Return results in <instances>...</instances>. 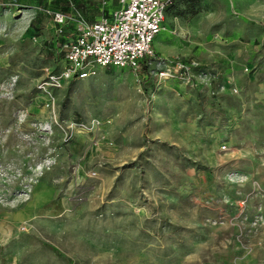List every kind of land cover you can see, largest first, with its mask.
<instances>
[{"label":"rangeland","instance_id":"374dc122","mask_svg":"<svg viewBox=\"0 0 264 264\" xmlns=\"http://www.w3.org/2000/svg\"><path fill=\"white\" fill-rule=\"evenodd\" d=\"M115 5L0 0V264H264V0H175L156 63L51 80V15Z\"/></svg>","mask_w":264,"mask_h":264},{"label":"built area","instance_id":"2783aa9c","mask_svg":"<svg viewBox=\"0 0 264 264\" xmlns=\"http://www.w3.org/2000/svg\"><path fill=\"white\" fill-rule=\"evenodd\" d=\"M172 1L115 0L116 7L93 22L84 21L77 12L53 13L57 38L63 36L68 25L73 31L57 45L63 55V64L57 73L50 71L49 78L57 83L87 79L95 73L96 67L138 74L141 69L156 63L157 54L152 42L163 28L166 10ZM193 66V63L187 65L175 61L172 69L159 75L170 77L174 73L189 83Z\"/></svg>","mask_w":264,"mask_h":264},{"label":"trees","instance_id":"16d2710c","mask_svg":"<svg viewBox=\"0 0 264 264\" xmlns=\"http://www.w3.org/2000/svg\"><path fill=\"white\" fill-rule=\"evenodd\" d=\"M174 1H175V0H173V1H172V4L167 8V10H166V14H167V12L169 11V9L173 6ZM72 31H73L72 26L68 25V26L65 27V29H64L63 36H61V37H59V38H57V37L55 36V45L53 46V49H54V51H55L56 59H57V61H58V67H55V69L52 71L53 73H57V72H58V70H59V68H60V66H61V65L59 64V62H60V61L62 62V59H63V55H62V53H60V51H59L57 45H58L59 43L63 42V41L65 40V38H66V37H67ZM72 81H74V80H72ZM72 81H71V82H72Z\"/></svg>","mask_w":264,"mask_h":264},{"label":"crops","instance_id":"0c3cea01","mask_svg":"<svg viewBox=\"0 0 264 264\" xmlns=\"http://www.w3.org/2000/svg\"><path fill=\"white\" fill-rule=\"evenodd\" d=\"M114 7H116V6H114ZM114 7H113V8H114ZM112 10H113V9H112ZM109 13H110V12H109ZM109 13H108V14H109ZM156 54H157V51H156Z\"/></svg>","mask_w":264,"mask_h":264}]
</instances>
